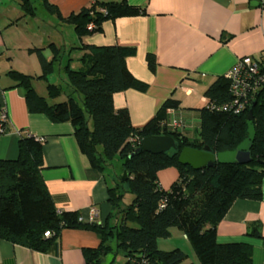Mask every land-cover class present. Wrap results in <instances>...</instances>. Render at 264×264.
<instances>
[{
    "label": "trees",
    "instance_id": "1",
    "mask_svg": "<svg viewBox=\"0 0 264 264\" xmlns=\"http://www.w3.org/2000/svg\"><path fill=\"white\" fill-rule=\"evenodd\" d=\"M34 1L19 0L24 15L35 14ZM40 1L49 13L72 24L78 38L99 31L104 20L142 13L140 7L126 0L94 1L62 17L47 0ZM90 23L93 27L88 29ZM50 46L54 50L51 60L40 48L33 49L41 67L39 76L8 71L14 86L23 89L28 111L44 114L52 122L70 123L78 150L90 167L104 171L117 157L121 170L128 174L125 180L117 176L114 184L107 187L110 210L105 221L84 223L77 211H58L55 207L41 177L43 139L20 133L17 156L0 160V239L40 252H56L61 230L79 228L91 230L99 238L97 247L83 249L84 264H100L107 253L113 254L109 264H115L118 252L124 258L118 264H135L142 258L152 264H195L185 263L188 255L179 247L158 248L157 239L169 237L171 229L177 228L190 242L199 264H252L250 245L218 242L216 227L235 199H261L264 86L239 112L223 111L210 105L228 103L233 96L228 80L217 77L204 91L207 102L199 109L198 137L191 139L182 130L167 126V110L179 104L175 99H166L141 127L132 126L126 108H114L115 93L128 88L145 92L148 88L126 66V58L135 54L134 47L81 44L80 66L71 68L68 61L64 85L47 83L46 95L38 94L32 80H45L57 59V48ZM146 62L153 71L154 55L148 54ZM61 95L65 99L55 102ZM249 111L254 136L248 143V162L214 161L201 169L178 162V153L185 146L200 149L207 145L213 153L236 150L248 137ZM162 134L174 137L175 149L153 154L140 148L141 138ZM168 167L176 169L177 177L165 189L159 183L158 172ZM126 194L131 195L128 202L124 200ZM259 228V223L251 225L248 234L260 237Z\"/></svg>",
    "mask_w": 264,
    "mask_h": 264
},
{
    "label": "crops",
    "instance_id": "2",
    "mask_svg": "<svg viewBox=\"0 0 264 264\" xmlns=\"http://www.w3.org/2000/svg\"><path fill=\"white\" fill-rule=\"evenodd\" d=\"M47 1L66 17L94 1L120 0ZM126 1L140 7L142 13L104 20L99 31L78 38L72 24L49 13L40 0L34 1L35 14L31 16L23 14L19 0H0V107L7 117L6 131L0 134V160L17 156L20 133L42 138L41 177L55 207L77 211L84 223L90 222V208L97 211L94 222L105 221L110 210L109 177L105 170L89 166L78 150L70 123L52 122L44 114L28 111L23 89L14 86L8 71L39 76L41 67L33 49L40 48L51 60L54 50L50 45L57 48L52 72L57 66L65 76L68 61L71 68L80 66L81 44L134 47L135 54L126 58V66L148 88L145 92L128 88L115 93L114 108H126L132 126L141 127L166 99H175L178 107L167 113L185 120L182 133L192 139L198 137L199 109L206 105V88L238 57L264 56V0ZM36 3L42 12H37ZM148 54L155 58L153 71L147 66ZM50 74L47 83H54L48 82ZM40 95L45 96L46 90ZM176 177L173 167L158 172L165 189ZM114 180L111 176L113 184ZM255 223L260 224V237L248 234ZM216 236L220 243H248L252 264H264V180L261 199H235L218 222ZM98 244L93 231L79 228L61 230L56 252H40L0 239V264H84L83 249Z\"/></svg>",
    "mask_w": 264,
    "mask_h": 264
},
{
    "label": "built area",
    "instance_id": "3",
    "mask_svg": "<svg viewBox=\"0 0 264 264\" xmlns=\"http://www.w3.org/2000/svg\"><path fill=\"white\" fill-rule=\"evenodd\" d=\"M92 27L93 25L90 23L87 28L91 29ZM223 77L229 82V90L233 99L222 105L211 104L210 107L223 111L231 110L237 113L243 109L244 104L253 96V93L261 86H264V56L258 59L250 56L238 57L234 65L223 74ZM4 122H7L6 113L4 109L0 107V134L4 133ZM167 126L171 129L182 130L186 126V122L182 117L172 116L168 118ZM132 141L135 140L132 138ZM96 216V209L90 208V222H93ZM135 264L152 263H150L148 259L142 258Z\"/></svg>",
    "mask_w": 264,
    "mask_h": 264
},
{
    "label": "water",
    "instance_id": "4",
    "mask_svg": "<svg viewBox=\"0 0 264 264\" xmlns=\"http://www.w3.org/2000/svg\"><path fill=\"white\" fill-rule=\"evenodd\" d=\"M251 118L252 114L251 111H249L247 115L248 137L237 146L236 150L213 153L207 145H204L200 149L185 146L181 148L178 153V162L183 165H188L193 169H201L205 166H211L214 161L220 163L234 161L240 163L248 162L250 160L249 152L247 151L248 143L254 136L253 126L250 124ZM139 143L141 149L153 154L166 152L170 149L176 148L175 139L169 134L146 136L141 138ZM127 174V171L124 170L121 178L125 180ZM102 254H104V252H102ZM112 259V253L104 254L103 258L100 260V264H109Z\"/></svg>",
    "mask_w": 264,
    "mask_h": 264
},
{
    "label": "rangeland",
    "instance_id": "5",
    "mask_svg": "<svg viewBox=\"0 0 264 264\" xmlns=\"http://www.w3.org/2000/svg\"><path fill=\"white\" fill-rule=\"evenodd\" d=\"M17 3V0H15ZM36 8L37 12H42L41 6H39L38 3H36ZM48 82H54L57 84H62L66 82V76L64 75L62 68H56L50 74L48 77ZM46 84L47 80L42 79V78H35L34 80V87L36 90L39 92V94H45L46 90ZM65 99L64 95L59 96L56 98L55 102H59ZM105 173L109 177V182L111 186L113 185L111 181V176H113L115 179L117 176L122 177L123 170H121V165H120V160L116 157L112 160L111 164L107 166L105 169ZM131 199L130 194H126L124 200L125 202H128ZM114 246V243H112ZM157 245L159 249L162 250H171L175 247H179L181 250H183L187 255L188 258L186 259L185 263L187 262H193L195 264H199L198 258L190 244V242L186 239L185 236H183L182 232L178 230L177 228H172V232L169 237L167 238H158L157 239ZM124 261V258L120 252H118L116 259H115V264L122 263Z\"/></svg>",
    "mask_w": 264,
    "mask_h": 264
}]
</instances>
